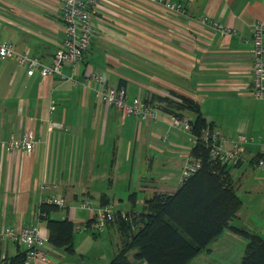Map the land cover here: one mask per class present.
<instances>
[{
  "label": "crops",
  "instance_id": "crops-1",
  "mask_svg": "<svg viewBox=\"0 0 264 264\" xmlns=\"http://www.w3.org/2000/svg\"><path fill=\"white\" fill-rule=\"evenodd\" d=\"M166 1L184 11L151 0H97L89 8L93 31L84 59L74 70L63 67L75 81L38 71L28 75L15 57L0 58V233L5 227L37 225L47 241L38 211L51 196L63 197L65 206L50 216L68 217L78 228L93 215L76 205L82 199L97 209L105 198L118 211L140 215L155 193L170 194L180 186L191 158V133L172 125V114L163 110L155 120H141L102 102L95 95L97 84L81 80V73L91 69L107 85L124 86L129 98L184 95L228 138L253 136L242 159L227 167L242 200L230 224L264 236V197L256 198L258 191L264 193V174L254 172L264 156V96L252 94L251 53L253 24L264 22V0ZM61 6V0H0V42L50 64L64 38ZM203 16L235 31L220 34L201 22ZM180 115L189 121L195 116L187 110ZM52 121L61 126L51 127ZM25 132L33 137L31 152L7 148L12 136ZM105 230L112 231L111 250L93 248L103 240L101 232L97 237L87 232L94 231L91 227L81 228L86 233L74 234L72 253L46 244V259L33 263L107 264L119 250L122 232L117 222ZM11 243L2 249L9 253ZM246 243L227 227L208 252L226 255L232 244L241 258Z\"/></svg>",
  "mask_w": 264,
  "mask_h": 264
},
{
  "label": "trees",
  "instance_id": "trees-1",
  "mask_svg": "<svg viewBox=\"0 0 264 264\" xmlns=\"http://www.w3.org/2000/svg\"><path fill=\"white\" fill-rule=\"evenodd\" d=\"M142 99L174 115H180L184 110L193 112L191 131L197 135L206 126L213 127L202 116L199 104L190 97L178 95L175 98L156 96ZM190 154L201 160L200 167L185 177L175 192L155 193L145 201L143 211L135 215L132 222L117 221L122 232L121 244L107 264H188L227 227L248 239L240 264H264V236L230 224L242 206L228 174L227 167L231 165L211 160L206 145L200 139L191 147ZM108 203L107 199H101V206ZM60 208L46 202L39 206L38 218L45 222L48 238L44 247L46 244L62 247L72 253L74 222L68 217L56 219L50 216ZM90 220L83 228H89ZM92 232L95 235L100 233ZM41 235L44 236L43 233ZM13 243L16 244V251L9 254L2 249L4 243L0 238V264H34L37 258L26 263L29 246L20 241ZM21 243L26 249H20Z\"/></svg>",
  "mask_w": 264,
  "mask_h": 264
},
{
  "label": "built area",
  "instance_id": "built-area-1",
  "mask_svg": "<svg viewBox=\"0 0 264 264\" xmlns=\"http://www.w3.org/2000/svg\"><path fill=\"white\" fill-rule=\"evenodd\" d=\"M97 0H61L62 19L64 22V38L62 45L54 52L50 64L41 62L36 56H28L18 53L14 50L9 42H0V58L15 57L17 61L25 65L27 74L32 75L38 71L42 76L58 75L61 79L75 81V74L66 75L63 72L65 65L74 70L78 64L84 59V55L91 43L92 21L89 8ZM163 4L169 9L184 11L181 6L167 2L166 0H151ZM201 22L210 25L220 34H230L235 30L224 26L219 22L210 19L208 16L201 17ZM252 94L256 98L264 96V22L261 20L253 24L252 34ZM81 78L86 82L99 83L95 87V95L100 100L110 106L120 110L124 115H135L141 120H155L159 113L158 107L150 102H146L139 96L128 99L127 92L124 87L107 86L105 78L99 72L86 69L81 73ZM53 109L54 106H51ZM191 121L185 116L172 114V125L183 127L191 133L192 146L200 139L206 145L209 158L215 162L237 164L242 159L245 144L253 141V136L246 133H239L234 138H228L218 129L206 126L201 130V134L197 135L191 131ZM51 127H60L61 124L56 122L50 123ZM229 144V145H228ZM34 147L33 137L30 132H25L21 137L12 136L7 142L8 149L23 148L26 152H31ZM201 160L191 157L183 166L182 178L189 176L200 167ZM257 168L264 172V156L258 158L255 162ZM48 204H55L60 207L65 206L62 197L51 196L45 201ZM80 207L89 209L93 212L89 227L96 232H102L108 224L115 222L117 218L132 222L133 216L121 214L112 203L99 206L95 209L91 201L85 199ZM78 228H80L78 226ZM3 242L7 240L16 242L20 241L29 246L27 251L26 263H30L35 258L46 259L44 253L45 238L41 235L40 228L37 225L23 226L18 229L6 227L0 233Z\"/></svg>",
  "mask_w": 264,
  "mask_h": 264
},
{
  "label": "rangeland",
  "instance_id": "rangeland-1",
  "mask_svg": "<svg viewBox=\"0 0 264 264\" xmlns=\"http://www.w3.org/2000/svg\"><path fill=\"white\" fill-rule=\"evenodd\" d=\"M189 144V143H188ZM191 144V143H190ZM257 171H254L255 172V174H259L260 172V174H264V172H262L261 170H258V169H256ZM259 171V172H258ZM243 183L244 184H246V182H244L243 181ZM238 193L240 194V196L241 197H243L244 198V193H242V191L241 190H239L238 191ZM262 197H264V193L260 190V191H258V193H257V195H256V198H262ZM63 198V197H62ZM64 199V198H63ZM246 199H247V197L245 196V201H246ZM87 200H89V201H91L90 199H87ZM64 201H65V199H64ZM82 201H85V199H82V200H80L76 205L77 206H79L80 207V204H81V202ZM245 204H246V207H245V209L248 207V203L247 202H245ZM82 208V207H81ZM89 210V209H88ZM118 212H120L119 213V216L121 215V214H126V215H128V216H135V215H137L136 213H134V212H123V211H118ZM61 213V212H60ZM118 220H120V221H124V222H128V220L126 221V220H124V219H121V217L120 218H117L116 220H115V222H117ZM80 228H82V229H84L83 228V226L80 224V225H78ZM6 228V227H5ZM16 229V228H15ZM244 230H246V228L244 229ZM233 231V230H232ZM246 231H250V230H246ZM90 235H92V231H87ZM111 232L112 231H110V232H108V230H103L101 233H100V237L103 239L102 241H103V244H102V241H100L99 240V243H97V244H95V246H93V248H97V249H102L103 247H105V245H106V247L107 248H110V250H111V242H114V239H113V237H112V234H111ZM234 232V231H233ZM76 233H81V235H83V233H86V232H79L78 231V229L76 228L75 229V232H74V234H76ZM97 235V237H99V234H96ZM237 235H239V236H241V237H244V236H242L241 234H238L237 233ZM264 235V234H263ZM85 237L84 238H82V243H85ZM247 241H248V239H247ZM3 243H5V242H3ZM15 243H11V247H10V250H9V253H13L14 251H15ZM209 246V247H208ZM204 250H202V251H200V253L197 255V257L191 262V264H240V262H241V259H242V256H241V258L238 256L237 257V253H234V251L235 250H232L233 249V246H232V244H229V245H227V249L228 250H226V255H224L222 252H221V250L220 251H218V250H215V251H213L212 253H209L208 252V250L210 251V247L212 246L211 244L210 245H208ZM246 246V245H245ZM25 247V244H20V248H24ZM239 247H240V245L239 244H234V248L235 249H239ZM244 247V246H243ZM244 251V250H243ZM244 253V252H243ZM130 254H132V252L130 253ZM111 259H109L108 260V262L110 261ZM107 262V263H108ZM189 264V263H188Z\"/></svg>",
  "mask_w": 264,
  "mask_h": 264
}]
</instances>
